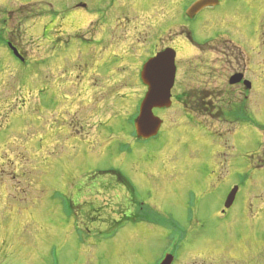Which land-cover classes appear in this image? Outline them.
I'll return each instance as SVG.
<instances>
[{
  "label": "rangeland",
  "instance_id": "obj_1",
  "mask_svg": "<svg viewBox=\"0 0 264 264\" xmlns=\"http://www.w3.org/2000/svg\"><path fill=\"white\" fill-rule=\"evenodd\" d=\"M198 1L0 0V42L28 61L0 47V264H157L175 230L184 237L177 264L236 255L222 246L188 253L196 237H224L215 215L239 182L230 215L246 223L262 215L264 0H222L186 19ZM55 19L65 22L57 37ZM101 31L111 41L95 58L88 47H99ZM233 47L242 53L230 67L224 54ZM169 48L177 52L173 105L154 110L163 124L142 141L130 123L148 92L139 73L156 49ZM237 71L243 79L232 85ZM204 90L212 95L191 106ZM141 204L160 222L139 224Z\"/></svg>",
  "mask_w": 264,
  "mask_h": 264
},
{
  "label": "flooded vegetation",
  "instance_id": "obj_2",
  "mask_svg": "<svg viewBox=\"0 0 264 264\" xmlns=\"http://www.w3.org/2000/svg\"><path fill=\"white\" fill-rule=\"evenodd\" d=\"M222 0H220V4H221ZM219 4V5H220ZM82 6L84 5H79V7L81 8ZM218 7V6H217ZM76 8H78V6H76ZM216 8V7H215ZM261 12V11H260ZM100 20V19H99ZM99 20L97 22H99ZM60 22H64L62 19L58 22L57 19H55L54 21V25L55 27L59 26L60 28L58 30L55 31L56 33V37L57 35H60L61 34V23ZM97 22H92L91 23V26H92V29L94 28L95 24ZM65 23V22H64ZM51 24V23H50ZM53 26V27H54ZM90 26V27H91ZM54 27V28H55ZM120 27V26H119ZM103 32L101 31V34L99 37H95V44L99 47H96L95 50H92L88 47V50H89V53L90 55L93 57L94 54H96L95 58L97 57V55L103 51H105L107 49V45H104V41L107 40L108 43L111 41V39L109 38H105L103 35L105 34V32L102 34ZM79 34V33H78ZM49 36V35H48ZM76 38H79V39H82V40H87L86 36H82V35H78L76 36ZM214 40H218V38L214 39H210L206 42V44L209 42V41H214ZM159 43L162 42V40H158ZM112 46H117L115 40L113 41V43L111 44ZM15 46V45H14ZM53 46V44H52ZM44 47H45V44H42V46L40 47V50L39 52L40 53H43V50H44ZM158 46H156L157 48ZM17 49L19 50V52L21 53L22 52V49L19 47H17ZM164 49H159L155 51V54H153L154 56H156L159 52L163 51ZM242 53V52H241ZM237 51L236 48L233 47L232 50L229 51V54H224L227 59H228V62H229V65L230 67H234V66H239L238 63H240V60H239V55L241 54ZM25 56V55H24ZM235 60V61H233ZM64 61H67V58H64ZM45 65V62H46V59L42 61ZM69 64L71 66L74 67L73 70H75V68L77 67V59L76 60H72V58L69 59ZM233 63H236V65H234ZM105 65V64H104ZM234 69V68H233ZM50 69H48L47 71L49 72ZM71 70V72L73 71ZM240 73L239 71L235 72V74H238ZM141 74V72L139 73ZM246 81H243V85L245 86ZM207 90V89H206ZM204 90L205 92L203 93L204 94V97L203 99L198 102H193L192 101H189L191 103V106H200L201 105V102L208 98L210 95H212V92L211 91H206ZM190 106V105H189ZM258 171H261V170H258ZM262 171H264V169H262ZM244 175V174H242ZM238 186L239 185H243V184H237ZM126 188H127V185H124ZM229 186V185H228ZM236 185H234L233 187L230 188L229 190V193L230 191L235 187ZM264 186H261V189H260V192L261 193L263 191L262 194H264V190H263ZM240 192H241V188H239V191L237 193V196H236V200L233 204V206L231 208H229L228 210H226L224 208V205H225V202H226V199L229 195V193L227 194L226 196V199L224 200V202L222 203V209L217 211V214L215 215V219L217 221V224L218 226L215 227V230H217L216 232L219 233L221 235H224L223 238L221 239H211V237H206V236H199V237H196V241L195 242H192L190 244V252L188 253V255H190L191 252H193L195 249V247H197L196 250L202 248H207L209 246H215V247H219V246H222V248L224 249H227V250H232L234 249L236 251V255L232 258H228L226 255L224 257H222L221 255L218 256V260L221 261L219 263H227V262H231L232 264H264V250H261V252H259V254H249V255H240V254H237V252L239 251L238 249L239 248H245L247 249L248 251L250 250H253V247L255 245H261L262 247L264 246V238H262L259 234H258V224H256L255 222L257 221H260L261 220V216H263L264 218V207L261 206L259 209H258V212H260L262 215H260L259 217L257 215H255V221H252V222H249V223H246V222H242L243 220H245L246 218H243V217H240V216H236V215H230L232 213V210L235 208V206L237 205V202H238V198H239V195H240ZM264 197V195H263ZM263 197L261 198V200L259 201H256V203H261V201L263 200ZM254 201V199H252ZM251 209L252 207H254V205H252V202H251ZM254 210V209H252ZM139 213V209H138V212L137 214L135 215V217L138 215ZM259 213V214H260ZM258 214V215H259ZM262 221V220H261ZM229 222H235V225L234 227H232L233 229H229L227 230V223ZM246 223V224H245ZM238 231H241V235H239V237H236ZM214 232V233H216ZM249 238L250 239V243H249ZM199 239V241H198ZM184 240V237L182 236L180 240H177L175 246L173 247L172 246V242H173V239H171L170 241V245L167 246L163 251L162 253H166L168 249H171L173 253H176V251L178 250L179 246L181 245V243L183 242ZM250 244V246H249ZM261 248V247H260ZM178 255V254H177ZM187 254H185L184 256L181 255L182 257H187L188 256ZM178 258H181L178 256ZM178 260V259H177ZM177 260L175 261V258H174V261L173 264H177ZM218 260H215V261H218ZM161 261V259H160ZM160 261L157 263L159 264ZM215 264V263H214ZM218 264V263H217Z\"/></svg>",
  "mask_w": 264,
  "mask_h": 264
},
{
  "label": "water",
  "instance_id": "obj_3",
  "mask_svg": "<svg viewBox=\"0 0 264 264\" xmlns=\"http://www.w3.org/2000/svg\"><path fill=\"white\" fill-rule=\"evenodd\" d=\"M219 0H199L193 5L188 16L194 18L203 9L210 6H216ZM176 52L173 49H167L159 53L155 58H152L145 65L142 79L149 87L148 93L140 106V115L136 122L137 134L144 139L156 137L162 126V120L154 115L155 109L170 108L172 106V89L176 79ZM243 76L236 74L230 79V83L235 85L241 82ZM247 89L251 88L249 82L245 83ZM237 189L231 193L227 201L229 207ZM162 264H170V261L165 260Z\"/></svg>",
  "mask_w": 264,
  "mask_h": 264
},
{
  "label": "trees",
  "instance_id": "obj_4",
  "mask_svg": "<svg viewBox=\"0 0 264 264\" xmlns=\"http://www.w3.org/2000/svg\"><path fill=\"white\" fill-rule=\"evenodd\" d=\"M5 44H6V43H5ZM135 118H136V116H134V117L131 119L130 123H133Z\"/></svg>",
  "mask_w": 264,
  "mask_h": 264
}]
</instances>
